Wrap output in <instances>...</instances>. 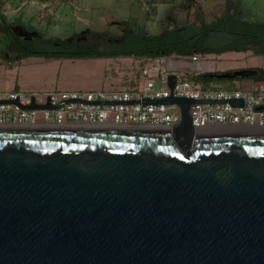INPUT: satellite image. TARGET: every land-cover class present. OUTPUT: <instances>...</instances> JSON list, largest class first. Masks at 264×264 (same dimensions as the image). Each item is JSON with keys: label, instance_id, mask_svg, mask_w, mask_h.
<instances>
[{"label": "water", "instance_id": "95a60500", "mask_svg": "<svg viewBox=\"0 0 264 264\" xmlns=\"http://www.w3.org/2000/svg\"><path fill=\"white\" fill-rule=\"evenodd\" d=\"M200 103L147 101L171 132L0 129V264H264V135H195Z\"/></svg>", "mask_w": 264, "mask_h": 264}, {"label": "built area", "instance_id": "2783aa9c", "mask_svg": "<svg viewBox=\"0 0 264 264\" xmlns=\"http://www.w3.org/2000/svg\"><path fill=\"white\" fill-rule=\"evenodd\" d=\"M131 59L141 63V77L130 81L126 89L0 92V129L71 131L97 128L171 132L181 121L180 108L146 103L174 96L202 102L190 107L195 135L196 131L264 135V82L253 84L248 90H241L237 82L217 88L198 82V76L210 74L211 58L208 55ZM180 67L188 68L192 74L179 73ZM170 76L176 78L173 89L169 88ZM155 80L159 88L155 87ZM231 100L242 101L243 105L232 106L228 103ZM14 101L19 105L11 103ZM32 101L38 106L67 104L56 110L21 109L20 106H30Z\"/></svg>", "mask_w": 264, "mask_h": 264}, {"label": "rangeland", "instance_id": "374dc122", "mask_svg": "<svg viewBox=\"0 0 264 264\" xmlns=\"http://www.w3.org/2000/svg\"><path fill=\"white\" fill-rule=\"evenodd\" d=\"M237 6L240 8L239 17L243 21L264 24V0H70L67 8L54 14L58 24L57 28L48 27L45 21H38V13L31 2L9 0L4 5L3 13L8 21L22 22L29 29H36L45 39L64 40L81 33H96L97 36L91 35L88 42L97 43L101 48H112L108 41L120 39L125 28L142 31L147 35H158L173 28L177 29L186 21L196 17L213 21L218 16H222L226 10H236ZM46 14L48 18L49 12ZM215 41L217 46H222L229 40L226 41L224 36H220ZM6 45L4 34L0 32V54L6 51ZM208 56L211 58L210 73L214 74L248 68L264 69V54L220 52ZM57 61H59L57 68L53 70L40 66L26 70L22 74L23 64L21 68H18V84L22 80L30 81L31 88L39 92H27L20 85L17 90L2 92H67L64 90L72 92L82 87L81 82H87L88 84L84 87L87 88L94 82L97 84V80L102 81L103 87L102 89L95 88L94 91H112L126 89L130 81L141 77V63L125 57L107 59L101 67L89 65L86 63L89 60L85 59L69 63L66 60ZM251 62L254 65H251ZM178 71L188 76L192 74L186 67H180ZM51 79L54 80L52 84L39 85ZM154 82L155 87L159 88L157 80ZM236 82L240 84L241 90H248L253 84H259L254 79L216 80L212 84L217 88ZM46 86L49 87L48 91H43L46 90L43 89Z\"/></svg>", "mask_w": 264, "mask_h": 264}, {"label": "trees", "instance_id": "16d2710c", "mask_svg": "<svg viewBox=\"0 0 264 264\" xmlns=\"http://www.w3.org/2000/svg\"><path fill=\"white\" fill-rule=\"evenodd\" d=\"M240 8L226 10L213 21L202 17L158 35H147L142 31L128 29L123 39L114 48L101 49L96 44L74 45L57 38L45 39L40 35L25 40L13 31L16 22L8 21L4 15V1L0 0V25L4 32L6 51L0 58L10 62H20L28 58L45 59H111V58H159L164 56L191 57L211 55L220 52H253L264 54V25L246 23L239 17ZM229 40L217 46L219 37ZM220 41V40H219ZM224 41V40H223ZM215 42V43H213ZM221 45V44H219ZM7 56H9L7 58ZM256 82H264V69H256ZM196 81L212 84L207 75H200Z\"/></svg>", "mask_w": 264, "mask_h": 264}, {"label": "crops", "instance_id": "0c3cea01", "mask_svg": "<svg viewBox=\"0 0 264 264\" xmlns=\"http://www.w3.org/2000/svg\"><path fill=\"white\" fill-rule=\"evenodd\" d=\"M3 1H4V5H5L9 0H3ZM21 1L24 3L31 2L34 4V6L36 8V12L38 13L37 14L38 21H45V23L48 27L57 28L58 24H57V21L55 19L54 14L58 13L60 10L62 11L63 8L64 9L67 8V5H68L70 0H18V2H21ZM39 12H42V13H39ZM46 12H49L48 18H47ZM245 22L246 23H252L251 21H248V20H245ZM19 29H21L23 31L22 35H28V36L30 35L32 37H37V36L41 35L38 31H36V29H33V28L29 29L26 24L19 22V21L18 22L16 21V25L13 27V31L17 33ZM1 30H2V28L0 25V32L4 34L3 30L2 31ZM31 30H32V32H30ZM92 34H96V33H92ZM8 57L9 56H7V58ZM57 60H66L69 63L70 61L73 62V61H76L78 59L28 58V59H24L20 62H10L9 60H6L4 58H0V92H2V91H14V90L19 89L20 86L22 88L26 89L27 92H39V90L31 88L32 83L30 81L22 80L18 84V82H19L18 81V76H19L18 68H21L22 64H23V67H22L23 71H21L22 74L26 70L35 69V68L40 67V66H45V67H48V68L53 70V69L57 68L56 66L59 62ZM80 60H82V59H80ZM85 60H89V61H86V63L89 65L93 64L95 67H97L98 65H99V67H101L105 63V60L107 61V59H85ZM130 60H132V59H130ZM253 62H251V65L252 64L254 65L255 62L254 63ZM242 69H244V68H242ZM53 81L54 80L51 79L45 83H40L39 85L40 86L49 85V84H52ZM87 84H88L87 82H81L80 85L82 87H80L78 89H74L72 91L73 92H75V91L92 92V91H94L95 88L102 89V87H103L101 80H97V84L94 82L91 86H87V88H84V87H86ZM43 89H46L43 91H48L49 87L46 86ZM85 89H87V90H85ZM64 91L68 92V90H64Z\"/></svg>", "mask_w": 264, "mask_h": 264}, {"label": "flooded vegetation", "instance_id": "af4514ba", "mask_svg": "<svg viewBox=\"0 0 264 264\" xmlns=\"http://www.w3.org/2000/svg\"><path fill=\"white\" fill-rule=\"evenodd\" d=\"M188 21H186V23H187ZM185 24V23H184ZM182 26V25H181ZM180 26V27H181ZM179 27V28H180ZM179 28H177V29H179ZM173 29H175V28H173ZM128 29H126L125 28V30H123L122 31V36H121V38L120 39H116V40H109L108 41V43L110 44V45H112V48H114V47H116L118 44H119V42L123 39V37H124V34L126 33V31H127ZM170 30H172V29H170ZM30 32H32V30L30 31ZM17 34L19 35V36H21L23 39H25V40H31V39H35L36 37H32V36H28V35H22L23 34V31L21 30V29H19L18 30V32H17ZM97 36L96 34H92V33H81V34H77V35H75L74 37H71V38H68V39H64L65 41H67V42H69V43H71V44H74V45H80V44H96V45H98L97 43H93V42H88V40H89V38H90V36ZM38 37V36H37ZM60 40H62V39H60ZM101 48V47H100ZM101 49H104V48H101ZM92 129H95V131H108V132H114V133H123V132H121V131H118V130H115V131H111V130H108V129H97V128H92ZM81 130V129H80Z\"/></svg>", "mask_w": 264, "mask_h": 264}, {"label": "bare ground", "instance_id": "6f19581e", "mask_svg": "<svg viewBox=\"0 0 264 264\" xmlns=\"http://www.w3.org/2000/svg\"><path fill=\"white\" fill-rule=\"evenodd\" d=\"M81 129V128H80ZM80 129H76V130H80ZM89 129H91V130H95V129H92V128H82L81 130H89ZM75 130V129H74Z\"/></svg>", "mask_w": 264, "mask_h": 264}]
</instances>
